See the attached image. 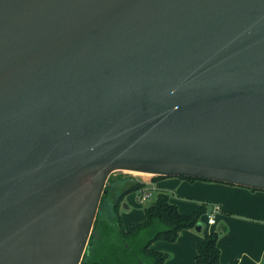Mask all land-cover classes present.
<instances>
[{"label": "water", "instance_id": "obj_1", "mask_svg": "<svg viewBox=\"0 0 264 264\" xmlns=\"http://www.w3.org/2000/svg\"><path fill=\"white\" fill-rule=\"evenodd\" d=\"M116 170L264 190V0H0V264H81Z\"/></svg>", "mask_w": 264, "mask_h": 264}, {"label": "trees", "instance_id": "obj_2", "mask_svg": "<svg viewBox=\"0 0 264 264\" xmlns=\"http://www.w3.org/2000/svg\"><path fill=\"white\" fill-rule=\"evenodd\" d=\"M164 177L167 176L150 175L149 181L157 183ZM180 177L189 180H210L191 176ZM110 179L111 175L108 182ZM108 182L81 264H164L168 255L156 249L153 246L154 242L157 240L176 241L182 230L195 227L200 222L211 203L203 202L195 211L185 213L179 209L176 202L172 201L170 194L163 191L162 186L157 185L156 199L144 208L145 220L131 228H126L121 214L124 199L133 191L141 194L142 190L148 186V181L142 179L115 192ZM218 238V232L211 231L196 243V264L237 263V260H231L228 263L221 262Z\"/></svg>", "mask_w": 264, "mask_h": 264}, {"label": "crops", "instance_id": "obj_3", "mask_svg": "<svg viewBox=\"0 0 264 264\" xmlns=\"http://www.w3.org/2000/svg\"><path fill=\"white\" fill-rule=\"evenodd\" d=\"M156 184L177 189L181 197L198 200L172 199L182 212H193L202 202H211L207 211L208 217L203 215L209 224L208 229H205L204 225L201 231L195 227L187 228L181 231L176 241L154 242L153 246L156 249L168 255L164 264H196L195 245L211 231H217L218 234L221 231L218 245L221 249L222 263L237 260L236 264H264V190L212 180H189L177 176L164 177ZM131 195L132 193L126 197ZM215 204L220 206V211L215 213L216 221L212 224L209 222V214L212 213ZM121 214L126 228H131L146 218L145 211L138 209L126 212L121 209Z\"/></svg>", "mask_w": 264, "mask_h": 264}, {"label": "rangeland", "instance_id": "obj_4", "mask_svg": "<svg viewBox=\"0 0 264 264\" xmlns=\"http://www.w3.org/2000/svg\"><path fill=\"white\" fill-rule=\"evenodd\" d=\"M149 177H150L149 174H142V173H138V172L116 170L111 174V179L108 182V184L111 185L112 190L115 192L117 190L124 189V188L128 187L131 183L137 182L139 180L150 179ZM148 182H150V181H148ZM162 189H163V191H166L170 194L171 199H179V198L182 199L183 198L184 200L198 201V200H194V199L188 198V197H181L179 195V193H177V189L168 188L165 186H162ZM149 191L151 192L152 195L149 197V199H146L144 201H140L138 199V195H139L138 191L131 192L132 195L126 197L123 204H122V211L126 212V211L131 210V209H138V210L144 211V208L146 206H148L149 204H151L156 199L157 193H158L157 192L158 189L157 190L156 189H150ZM132 199H133V202H131ZM209 202L210 201H208L207 203H209ZM204 215H207V217H208L207 212ZM200 222L203 223L205 229H208L209 224L206 221V216L203 217V215H202Z\"/></svg>", "mask_w": 264, "mask_h": 264}, {"label": "built area", "instance_id": "obj_5", "mask_svg": "<svg viewBox=\"0 0 264 264\" xmlns=\"http://www.w3.org/2000/svg\"><path fill=\"white\" fill-rule=\"evenodd\" d=\"M147 185L148 186L145 187V189L142 190L141 194H139V196H138L140 201H144V200L148 199L150 194H151V192L149 190L150 189H155L157 187V184L154 183V182H148ZM219 211H220V206L218 204H215L213 206L212 213L209 214V222L210 223H212V224L215 223V221H216L215 213L219 212Z\"/></svg>", "mask_w": 264, "mask_h": 264}]
</instances>
